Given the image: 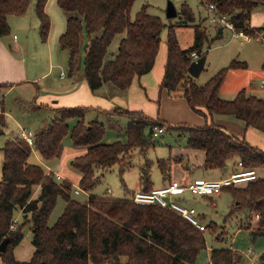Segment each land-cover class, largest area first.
I'll use <instances>...</instances> for the list:
<instances>
[{
  "label": "trees",
  "instance_id": "16d2710c",
  "mask_svg": "<svg viewBox=\"0 0 264 264\" xmlns=\"http://www.w3.org/2000/svg\"><path fill=\"white\" fill-rule=\"evenodd\" d=\"M33 0H0V38L11 32L10 16H23ZM214 3L221 13L228 14L238 27L246 28L252 12L264 0H206ZM48 0H37L36 15L40 22V37L47 41L51 20L45 11ZM136 0H57L67 19L66 31L59 46L69 51L67 73H78L88 82L92 91L109 84L120 91L129 89L136 77L152 71L161 46V34L168 28L167 60L161 90L169 93L182 90L190 108L208 118V114L228 115L245 122L264 133V98L248 95L240 90L233 99L221 97L220 91L227 72L246 68L247 63L232 60L206 83L197 84L188 68L191 54L206 56L205 44L209 36L187 3L181 6V20L165 24L151 15L145 5L131 17ZM193 25L195 38L192 46L182 48L177 35L178 25ZM263 30L264 27H256ZM224 30L217 27L218 39ZM253 32V31H251ZM121 36L118 51L112 58L110 48ZM10 85L0 84V88ZM205 111H204V110ZM90 107L58 108L56 118L33 133L31 146L21 131L8 139L3 147L4 161L0 181V244L8 239L6 249L0 251V264H197L200 252L207 248L205 232L199 230L179 214L157 205L137 204L131 198L111 195H90L87 202L72 197L73 185L46 171L43 165L30 161L35 150L41 159L60 158L64 139L71 133L75 147H86L85 154L75 157L72 166L80 172V188L92 192L98 183L99 169L120 165L123 175L130 165L135 150L147 154L154 147L156 128L175 130L187 135V147L204 152L205 170L225 169L232 164L239 171L241 161L245 169L257 172V179L225 186L222 191L232 195L228 216L245 213L241 227L251 236L264 234V150L251 145L244 138L228 134L214 122L204 126L187 124L165 126L164 122L147 116L143 111L113 108L108 114L125 116L129 123L127 141L104 143L106 128L97 120L88 122L85 112ZM76 119L73 128L68 120ZM7 128L6 110L0 103V135ZM186 163L183 156L160 158L158 166L165 178L174 164ZM172 182V181H171ZM144 192L153 189L149 170L141 176ZM59 198L65 201L62 215L50 225V216ZM21 210L23 221L11 228L16 211ZM259 219L252 224L256 216ZM30 226L34 252L28 261L15 256L16 247L24 238V229ZM255 226V227H254ZM218 224L210 222L206 230L217 233ZM223 233L218 234L222 240ZM210 264H251L238 250L226 247L212 248ZM264 264V252L260 258Z\"/></svg>",
  "mask_w": 264,
  "mask_h": 264
},
{
  "label": "rangeland",
  "instance_id": "374dc122",
  "mask_svg": "<svg viewBox=\"0 0 264 264\" xmlns=\"http://www.w3.org/2000/svg\"><path fill=\"white\" fill-rule=\"evenodd\" d=\"M36 1L37 0L32 1L30 8L25 14L26 16L24 15L15 17L28 19V28L32 35L31 38L35 37V40H38L39 44H42V39H40L39 32L38 38L33 32L34 21L31 12H35ZM170 2L174 4L178 12V15L173 18H169L167 16V7ZM183 3H187L191 7L196 16L197 24L200 23L201 19L206 18L208 16L207 9L202 4H200L198 0H136L131 10V17L132 19H135L137 13L140 12L145 5H147V11L149 14L160 17L162 21L167 25H170L171 23L176 24L181 20V6ZM9 20L13 21L14 17H10ZM15 20H17L18 23L21 21L20 19ZM250 20V22L252 23L251 25L253 27L264 26V4L260 5L252 12ZM200 24L203 23L201 22ZM205 24H207V20L205 21ZM209 28L210 31L213 32V29L211 27ZM261 31H264V29ZM16 33H18V35L20 36L25 35V33H23L22 31H16ZM211 34L213 35V33ZM176 35L180 45L184 48H188L194 43L195 28L192 25H178L176 27ZM167 36L168 28L166 27L161 34V49L158 58H160L162 51H166L167 49ZM213 37L214 36H210L209 42H206L205 44L204 51L206 52L207 63L205 69L200 74V76L195 78V82L197 84L201 85L206 83L219 70L228 66L233 59L244 62L246 61L248 65L246 70H261L263 68L264 39L261 40L259 38L254 37V41L252 43L243 44L241 42V39L234 37L232 33L228 31H225L224 36L220 39H213ZM59 54V60L60 62H63V65L59 69H55L54 76H58L59 71H64L65 73L66 70L67 73L66 68L69 60L68 52L59 50ZM40 57L41 59L38 60V64L32 66L33 72L35 73L44 71L46 67L44 53H42ZM228 73H230V70L227 72V75ZM252 75H257L256 71H247L242 81L252 83V87H254V89L261 90L259 88V84L260 82H262L261 78H256V76L253 77ZM230 83L231 79L230 81H228L227 84L225 83V85H222L220 93L221 97L224 93V86H227V88L230 89ZM243 87L247 88V84L242 86V89H244ZM248 89H246L247 94L252 93L254 95H257L258 97H262V95H264V91L252 92V90L248 91ZM118 91L122 92L119 89ZM126 92L128 91H123L121 93L122 98L128 97V95H126ZM179 92L182 93V90L180 89ZM235 95L233 94L230 98L233 99ZM8 100L9 98H7V101ZM5 109L7 128L5 130V133L0 136V179L1 165L3 164V152L1 151V148L5 145L6 141L17 136L20 127L24 128L26 131L31 130L35 133L44 125H46L51 119L49 111L46 109L23 110L15 105H7ZM96 116L98 118H96ZM88 117L90 120L97 119L101 123L103 122V124L105 125L106 133L103 139L104 143L127 141L126 130L129 123L127 117H116L112 115L106 116L102 113L94 115V113L92 112L88 113ZM71 122H73V120H71ZM152 141L155 145L148 151L147 154L143 155L140 154L138 150L134 151L129 160L130 165L126 167L123 175L120 173L119 164L108 169H99L97 172L98 183L96 184L92 192L81 191L79 194L75 193V189L77 187H80L79 176L81 174L72 166L71 161L73 159V151L72 149H70L71 147L66 148V146H68L69 144H72V148H75L71 139V133H69L64 140V151L60 158L44 161L34 150L30 157V161L36 164L43 165L46 171H48L49 173H60L63 177H65L69 182L72 183V197L82 202H87L88 197L91 193L102 196L104 193L107 194V189L111 190L110 195L115 198H124L131 196L132 191L136 189L135 187L137 186V183H139V178L145 173L147 169L149 170L153 179L155 175L158 176L161 174V170L157 163V160L160 158H168L171 156L180 155H183L185 158H189L191 152H198L199 154H203V152L201 151H192L191 149H189L187 147V135L185 133H178L175 130L166 129L161 132L157 138L155 137ZM185 164V162L179 164L181 165V168L176 167V164H174L170 174L174 175L175 172L179 171L178 176H180L181 179L187 181L188 183H192L191 181L194 180V176L199 175L202 170L200 168H198L199 170L193 169V173L191 174ZM210 198L214 200V203L213 201L211 203ZM178 201L186 207H194L197 210L198 218L200 219L201 223L205 225V229L206 225L210 222H215L219 226L218 232L216 234L212 233L209 230L203 231L205 232L207 248L202 250L198 255L197 264H209V255L211 248L218 247H232L233 249H236L241 252L245 257L252 258L256 264H260V258L262 253L264 252V234L254 237L251 236L250 230H248L246 227H241L240 216L241 214L243 216L242 212H239L231 217L228 216L230 212V204L232 202V195L229 192L223 191L217 196L207 198L200 196H192L190 193H185L178 199ZM65 205L66 204L64 199L59 198L50 216V225L55 224V222L59 219V217L64 211ZM14 218L17 219L19 223L23 221V214L20 210L15 212ZM242 220L244 221L245 219ZM255 221L256 220H253L252 224L255 223ZM221 232L224 236L222 240H218L217 235ZM31 235L32 231L30 229V226L27 225L24 229V238L19 244V251L15 255L20 261H28L32 257L33 252L30 255V249L33 248ZM249 249H251V251Z\"/></svg>",
  "mask_w": 264,
  "mask_h": 264
},
{
  "label": "crops",
  "instance_id": "0c3cea01",
  "mask_svg": "<svg viewBox=\"0 0 264 264\" xmlns=\"http://www.w3.org/2000/svg\"><path fill=\"white\" fill-rule=\"evenodd\" d=\"M45 11L51 20V29L47 41L41 40L42 44H39V41L35 40V37L31 38L32 35L28 28V23H29L28 19L19 18L15 16H10V17H14L13 21L9 20L10 17L8 19L9 24L12 27V32H10L8 36L4 38H0V84L10 85L5 88H0V102L4 104L5 108L7 105L8 106L15 105L23 110L46 109L49 111L51 119L46 125L43 124L44 125L43 127L47 126L49 123H51V121L54 118H56V113L54 110L58 108H70V107H84V108L90 107V110L85 112V117L88 122L93 121L90 120L88 117L89 112L94 113V115L102 113L105 114L106 116L112 115V116L120 117V115L108 114V112H110L111 109L118 107L128 109L130 111H143L147 116L152 117L154 119H159L160 121L164 122L166 127L169 125H178V124H187L188 126H204L207 123L214 122L216 125L221 127L231 136L236 138H244L251 145L264 150V133L252 127L249 128L246 127L244 121L236 119L232 116L219 115V114H214L213 116L208 114V118H206L200 115L199 113L194 112L190 108L186 98L179 91L175 93H169L165 89L161 90V83L163 81L165 74L167 49L166 51L164 50L162 51L160 58L157 57L156 64L152 69V71L142 76L136 77L131 87L125 90L128 91L126 92L127 93L126 95H128L127 98H122L121 93L123 91L119 92L118 89L114 88L109 84L102 86L96 91H92L88 82L81 76L80 73H78L76 76H69L65 70V73L64 71L61 72L59 71L58 76H54L55 69H59L63 65V62H60L59 60V55H60L59 50L67 51L69 55L68 50H63L59 46V39L61 35L66 31L67 19L64 13L62 12V10L59 8L57 0H48L45 7ZM31 13L34 21L33 32L38 38L40 36V22L39 19L36 17L35 14L36 11L35 12L32 11ZM15 19H20L21 21L18 23V21ZM206 20L208 25L205 24ZM201 22L203 23L201 24V27L202 29H205L208 36L209 37L214 36L213 38H215L217 36V27L210 24L207 17L201 19L200 23ZM195 24H197L196 21ZM256 26H260V25H256ZM209 27L213 29V32L210 31ZM16 31H22L23 33H25V35L20 36L18 35V33H16ZM38 32H39V36H38ZM211 33H213V35ZM224 33L225 31L220 36V38L224 36ZM121 38H122L121 36L117 37L114 40L112 47L110 48L111 51L110 56L112 58L115 56V54L118 51V46ZM253 41L254 40H251L250 42H246L243 44H250ZM42 53H44L46 67L44 71L35 73L33 72L32 66L38 64V60L41 59L40 55H42ZM206 63H207V59H206ZM246 69L247 67L231 69L230 73L226 75L223 85H225V83L227 84L228 81H230V79H231V83H230V89H228L227 86H224L223 88L224 93L222 94L223 98L231 99L230 97L233 94L235 95L239 90L242 89V86L246 84H247V88L246 87L243 88L245 89L251 88L248 89V91L250 90H252V92L264 91V63H263V68L261 70H251V69L246 70ZM247 71L248 72L256 71L257 75H252V76L253 77L256 76V78H261L262 82H260L259 84V88L261 90L254 89V87H252L253 86L252 83H247L242 81ZM248 95H254V94L250 93ZM262 97L264 98V95H262ZM7 98H9L8 101ZM104 110L108 112H105ZM96 118L98 117L96 116ZM71 120H73V122H71ZM76 122H77L76 119L68 120V123L72 128L74 127ZM22 129L24 128L20 127L19 131H21ZM28 132L34 133L31 130H29ZM71 145L72 144H69L68 146H66V148L71 147L70 149H72L73 151V159L75 157L85 154L87 151L86 147L74 146L75 148H72L73 146ZM3 147L1 148L2 152H3ZM171 157H175V156H171ZM204 157H205L204 152L203 154H199L198 152L197 153L191 152L190 157L186 158L189 162V167L187 168L191 174L193 173L192 172L193 169L199 170L198 168H200L202 170V172L199 175L194 176V180L191 182H201V181L213 180V179L219 180V179L227 178L232 174H234L235 172H237L234 171L232 164H230L228 167L222 170L219 169H215L212 171L205 170L203 169V167H200L204 162ZM2 160L4 161V153ZM175 166L181 168V165L179 164H176ZM2 168H3V164L1 165V179H2ZM238 169H240L239 166ZM54 175L60 180L66 179L60 173H54ZM162 175L163 174L161 172L160 175L158 176L155 175L154 179L152 178L154 184L153 189H158L167 186L171 183V181L174 180L180 181L182 183H188L187 181L181 179L180 176H178L179 171L175 172L174 175L170 174L168 178H165L164 175L163 176ZM80 180H81V175L79 176V183ZM140 180L141 177L139 178V183H137V186L135 187L136 189L132 191L131 196L124 198H131L136 192H144L140 184ZM108 194L109 193L107 192V194L104 193L103 195H108ZM219 194L203 195L200 197L207 198V197L217 196ZM90 195H98V194L91 193ZM191 195L199 197V195H193V194ZM211 199L212 198H210L211 203L212 201L214 203V200ZM232 203H233V198L231 204ZM240 217H241V223H244L245 220L243 221L242 219H245L246 214L243 213V216L241 214ZM19 247H20L19 245L16 247L15 255L19 251ZM33 248L30 249V255L32 254V252H34ZM249 250L251 251V249ZM247 259L249 261L253 260L252 258L249 257ZM209 264H210V255H209Z\"/></svg>",
  "mask_w": 264,
  "mask_h": 264
},
{
  "label": "built area",
  "instance_id": "2783aa9c",
  "mask_svg": "<svg viewBox=\"0 0 264 264\" xmlns=\"http://www.w3.org/2000/svg\"><path fill=\"white\" fill-rule=\"evenodd\" d=\"M208 12L207 19L215 27H220L224 31L231 32L236 38L241 39L242 43L250 42L254 37L261 40L264 39V31L257 30L256 27L251 25L250 21H246V28L238 27L231 17L226 13H221L214 3H209L206 0H198ZM253 31V32H251ZM193 61H196L199 57L197 52L191 54ZM164 129L156 128L153 133V138H157ZM22 136L28 141V143L33 146L34 138L33 133L28 132L25 129L21 130ZM240 167L239 171L235 172L231 176L223 179H213L205 180L201 182L192 183H182L180 181L174 180L169 185L153 189L149 192H136L131 200L137 204H152L163 208H167L186 220L191 224L199 228L201 231H205V225L201 223L198 218L197 210L194 207H186L182 205L178 198L183 196L185 193H190L193 195H216L222 192L225 186L232 184L245 183L247 181L257 179L258 175L255 170L245 169L243 163L240 161L238 163ZM82 191L81 188H76L75 193L79 194ZM109 194L110 189L107 191ZM259 216L255 217L258 220ZM18 220L14 218L11 228H15ZM251 264H256L253 260L250 261Z\"/></svg>",
  "mask_w": 264,
  "mask_h": 264
},
{
  "label": "water",
  "instance_id": "95a60500",
  "mask_svg": "<svg viewBox=\"0 0 264 264\" xmlns=\"http://www.w3.org/2000/svg\"><path fill=\"white\" fill-rule=\"evenodd\" d=\"M178 15L177 9L174 6L173 3H169L168 7H167V16L169 18H173L176 17ZM206 64V56H201L199 57L196 61H193L189 68H188V72L189 74L196 78L198 76H200L202 70L204 69ZM8 243V239H5L1 244H0V251H4L6 249V245Z\"/></svg>",
  "mask_w": 264,
  "mask_h": 264
}]
</instances>
